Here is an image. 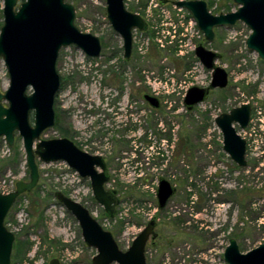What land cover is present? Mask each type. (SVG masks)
<instances>
[{
	"label": "rangeland",
	"instance_id": "rangeland-1",
	"mask_svg": "<svg viewBox=\"0 0 264 264\" xmlns=\"http://www.w3.org/2000/svg\"><path fill=\"white\" fill-rule=\"evenodd\" d=\"M67 1L76 8V25L97 35L103 50L97 58L74 45L60 50L57 127L41 138L66 136L104 156L110 175L106 187L118 190L120 203L115 217H109L94 198L89 178L65 163L47 164L37 157V186L23 193L7 216L6 225L16 235L11 264H49L52 258L60 264H92L97 251L87 246L79 223L55 198L56 191L86 206L123 250L156 217L158 236L148 241V264H228L224 252L231 238L242 252L263 243L264 196L252 207H242V191L240 198L231 193L233 183L246 188L264 183V60L246 45L251 29L239 21L216 28L215 40L207 42L203 33H185L192 16L186 9L161 6L159 0H125L126 7L141 12L149 25L146 31H134L132 67L123 63V39L107 18L106 0ZM206 2L214 14L220 6L221 13H226L225 5L231 11L238 8L234 0ZM3 5L0 0V29ZM180 14L186 17L184 26ZM201 43L221 55L216 63L228 71L229 85L211 91L188 111L183 105L187 89L207 87L212 78L192 48ZM9 82L0 59V89L5 91ZM144 93L158 96L162 106L151 108ZM133 94L138 95L137 103L127 99ZM244 103L252 105L251 120L246 129L235 126L247 141L248 166L238 168L223 149L215 118ZM31 119L33 123V114ZM162 177L177 191L159 210L156 192ZM20 180L29 181L30 170L17 134L13 148L0 143V192L15 190Z\"/></svg>",
	"mask_w": 264,
	"mask_h": 264
},
{
	"label": "water",
	"instance_id": "water-1",
	"mask_svg": "<svg viewBox=\"0 0 264 264\" xmlns=\"http://www.w3.org/2000/svg\"><path fill=\"white\" fill-rule=\"evenodd\" d=\"M177 8L186 9L207 42L216 38L215 29L244 22L251 33L247 47L264 60V0H234V11L214 14L206 0H161ZM4 21L0 29V59L6 65L9 87L0 89V137L7 145H15L16 132L22 137L30 180H20L15 190L0 192V264H11L16 235L6 225V218L17 199L32 191L40 178L37 157L44 163L66 162L83 178H89L93 196L103 206L109 217L114 218L120 203L118 191L107 189L110 181L107 163L103 156L80 149L68 137L41 138V134L56 124L55 98L61 87L57 70L60 50L74 45L87 56L97 58L102 53V42L97 35L82 31L75 22L76 8L67 0H3ZM107 18L113 29L123 39L124 57L129 59L133 51L134 31H146L148 22L138 13L127 9L124 0H106ZM195 55L203 66L211 71L207 87L188 88L183 104L188 111L204 102L210 92L225 89L229 85L228 71L216 63L217 51L199 44ZM32 92H27L28 88ZM144 100L154 109L161 107L159 97L144 93ZM34 115V123L30 116ZM252 105L244 103L222 112L215 123L222 134L224 151L241 168L248 166L247 141L235 124L246 129L251 120ZM38 140V141H37ZM177 189L168 179L161 178L156 192L158 209L163 210ZM55 198L75 217L87 246L97 253L92 264H148L146 246L150 238H156L157 219L153 217L123 250L113 233L105 229L90 210L79 201L57 191ZM228 264H264V242L242 252L236 238H231L224 252ZM49 264H60L52 258Z\"/></svg>",
	"mask_w": 264,
	"mask_h": 264
},
{
	"label": "flooded vegetation",
	"instance_id": "flooded-vegetation-1",
	"mask_svg": "<svg viewBox=\"0 0 264 264\" xmlns=\"http://www.w3.org/2000/svg\"><path fill=\"white\" fill-rule=\"evenodd\" d=\"M125 1V0H124ZM161 0H159V4L161 5V6H165V5H172V4H170V3H166V4H161V2H160ZM147 4H148V2H145V7L147 6ZM126 5V4H125ZM173 6V5H172ZM128 9V8H127ZM130 10V9H129ZM130 11H132V10H130ZM132 12H135V13H138V14H140L145 20H146V18L144 17V15L141 13V12H138V11H132ZM147 21V20H146ZM148 22V21H147ZM148 28H149V25H148ZM148 30V29H147ZM140 31V30H139ZM142 32V31H141ZM197 47V46H196ZM196 49V48H195ZM102 50H103V46H102ZM194 52H195V50H194ZM134 58H135V55L133 54V51H132V55H131V57L129 58V59H126L125 57H124V49H123V58H122V60H123V63L126 65V66H132V67H134V64H133V60H134ZM117 79L118 80H120L119 79V77L117 76ZM131 99V101L132 102H134V103H137V101H138V95L137 94H133V95H131V96H129V95H127V99ZM144 99V98H143ZM160 99V98H159ZM129 101V100H128ZM161 101V100H160ZM147 102V101H146ZM148 103V102H147ZM149 104V103H148ZM150 105V104H149ZM184 105V104H183ZM161 106H162V102H161ZM151 107V106H150ZM54 108H55V104H54ZM152 108V107H151ZM186 108V107H185ZM154 109V108H153ZM32 114L33 113H31V116H30V119H31V117H32ZM55 115H56V111H55ZM31 121H32V119H31ZM34 123V122H33ZM55 126L57 127V119H56V124H55ZM54 126V127H55ZM53 127V128H54ZM17 132H16V135H15V140H16V136H17ZM63 137H66V136H63ZM69 138V137H68ZM45 139H50V138H45ZM72 140V139H71ZM1 141H5L6 142V140H5V138L4 137H0V143H1ZM73 141V140H72ZM74 143L80 148V149H82L75 141H74ZM15 146V145H14ZM13 148V147H12ZM82 150H84V149H82ZM86 151V150H85ZM88 152V151H87ZM90 153V152H89ZM92 154V153H91ZM96 155H100V154H96ZM102 156V155H101ZM104 157V156H103ZM105 159V158H104ZM105 161H106V159H105ZM51 163H60V164H64L65 163V166L66 167H70L66 162H64V161H57V162H51ZM106 163H107V161H106ZM68 165V166H67ZM71 168V167H70ZM74 170V169H73ZM107 170H108V163H107ZM77 172V171H76ZM109 172V171H108ZM78 173V172H77ZM79 174V173H78ZM107 185V184H106ZM237 185H238V189L236 188L237 187ZM232 186L234 187V189L231 191V193L234 195V194H237V193H239V192H241L242 190H245L246 189V187L243 185V184H239V183H233L232 184ZM107 188V187H106ZM107 189H115V188H107ZM117 190V189H116ZM118 191V190H117ZM57 192V191H56ZM55 192V193H56ZM62 192V191H61ZM64 193V192H63ZM65 194V193H64ZM55 195V194H54ZM66 196H69V195H67V194H65ZM118 196H119V192H118ZM70 197V196H69ZM120 198V197H119ZM116 211H117V207H116ZM157 219V218H156ZM242 223V222H241ZM148 244V243H147ZM146 248H147V246H146ZM147 257V256H146Z\"/></svg>",
	"mask_w": 264,
	"mask_h": 264
},
{
	"label": "trees",
	"instance_id": "trees-1",
	"mask_svg": "<svg viewBox=\"0 0 264 264\" xmlns=\"http://www.w3.org/2000/svg\"><path fill=\"white\" fill-rule=\"evenodd\" d=\"M20 1H23V0H20ZM143 4L145 5V3H143ZM224 7L226 8V12H230L231 11V7L229 5L228 6L225 5ZM217 10H218L217 13H221L222 11H224L221 6L218 7ZM221 90H223V89H221ZM62 131H63L64 134H67V131H65V130H62ZM157 148H159V147H157ZM237 167L241 168L238 165H237ZM257 186H258V184L253 183L252 186L247 187L245 190H242V196L237 193L238 198H240V196H241V198L238 199V201L239 202L241 201V203H242L241 205H243L242 207H245L246 205L252 207L253 204L255 203L256 199H258L259 197L264 196V183H262L261 187H257ZM255 212L256 211H254V209H253V213H255ZM258 215H260V212L259 213L257 212V216ZM7 222L8 221H7V218H6V223ZM28 245H30L29 246V249H30L32 246H31V244H28Z\"/></svg>",
	"mask_w": 264,
	"mask_h": 264
},
{
	"label": "built area",
	"instance_id": "built-area-1",
	"mask_svg": "<svg viewBox=\"0 0 264 264\" xmlns=\"http://www.w3.org/2000/svg\"><path fill=\"white\" fill-rule=\"evenodd\" d=\"M175 7V6H174ZM175 8H177V7H175ZM178 10H182V8H177ZM211 11V10H210ZM212 12V11H211ZM180 16V18H179V20H180V23L184 26V22L186 21V19H184L183 17H185L183 14H180L179 15ZM186 18V17H185ZM187 23H185L186 24V28L185 29H187V31L185 32V33H188V31H193L194 33H198V35L201 37V35H202V32L199 30V28L197 27V25H196V22H195V20H194V18L192 17V16H190V18H189V20L188 21H186ZM182 29H184V28H182ZM184 32H183V30L181 31V34H183ZM185 36H187V34L185 35ZM189 40H191L192 39V37H190L189 36V38H188ZM192 41V40H191ZM193 42V41H192ZM193 49H195L196 48V44H194L193 45V47H192ZM188 90V89H187ZM187 92V91H186ZM156 96V95H155ZM158 97V96H157Z\"/></svg>",
	"mask_w": 264,
	"mask_h": 264
},
{
	"label": "bare ground",
	"instance_id": "bare-ground-1",
	"mask_svg": "<svg viewBox=\"0 0 264 264\" xmlns=\"http://www.w3.org/2000/svg\"><path fill=\"white\" fill-rule=\"evenodd\" d=\"M6 85V84H5Z\"/></svg>",
	"mask_w": 264,
	"mask_h": 264
}]
</instances>
